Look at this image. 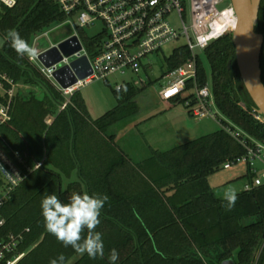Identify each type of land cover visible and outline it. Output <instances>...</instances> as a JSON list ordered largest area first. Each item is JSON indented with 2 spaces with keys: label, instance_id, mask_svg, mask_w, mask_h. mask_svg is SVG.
Returning a JSON list of instances; mask_svg holds the SVG:
<instances>
[{
  "label": "trees",
  "instance_id": "obj_1",
  "mask_svg": "<svg viewBox=\"0 0 264 264\" xmlns=\"http://www.w3.org/2000/svg\"><path fill=\"white\" fill-rule=\"evenodd\" d=\"M66 19L56 0H19L13 8L0 9V36L5 39L0 49V72L16 82L44 89L42 97L32 90H19L11 121L0 125V145L13 158L18 151L33 167L26 171L20 164L26 176L0 208V217L5 219L0 240L12 234L22 236L7 258L24 253L15 264H51L52 260L59 264L58 257L63 255V264H110L115 249V264H224L228 260L233 264H264V185L236 193L235 206L229 209L226 197H220L209 180L227 160L245 152L224 129L168 150L151 149L144 162L132 165L117 150L109 128L136 113V98L145 86L116 88L118 104L92 121L79 90L58 112L65 96L27 56L17 55L7 33L15 30L31 46L36 36ZM257 31L264 34V0ZM79 34L89 52L102 39L83 35V28ZM204 54L212 79L198 55L197 81L200 86L211 83L222 121L264 140V126L251 113L255 103L240 76L232 32L212 40ZM190 57L188 46L174 49L165 58L166 71L178 68ZM262 69L264 82L263 57ZM192 84L190 80L189 89ZM49 115H56L51 124L46 122ZM89 127L94 129H86ZM38 162L42 165L34 168ZM76 169L79 181L64 188V179L71 178ZM245 177L252 182L251 175ZM5 184L0 173V192ZM84 185L89 195L108 197L95 229L102 234L104 256L95 259L65 247L50 234L41 210L44 196L55 194L67 203L73 192L81 194ZM86 235L87 230L82 237Z\"/></svg>",
  "mask_w": 264,
  "mask_h": 264
},
{
  "label": "built area",
  "instance_id": "obj_2",
  "mask_svg": "<svg viewBox=\"0 0 264 264\" xmlns=\"http://www.w3.org/2000/svg\"><path fill=\"white\" fill-rule=\"evenodd\" d=\"M67 19L61 24L76 22L79 28L94 27L100 24L99 31L91 36H101L102 39L95 44L93 52H89L84 46L80 34H76L82 45V49L52 66L44 65L39 54L34 59L28 60L49 80L54 79L53 73L59 67L70 64L73 59L86 55L89 59L92 73L85 79H79L74 85L63 88L58 83L59 90L66 100L61 108L65 109L70 102V97L75 91L80 90L85 84L94 79H107L111 75L120 74L129 77V81H123L117 89L125 84H133L138 87L149 85L153 81L154 55L163 51V46L181 36L186 38V46L191 50V57L186 63L172 71H166L164 85L159 94L163 100L177 101L183 92L189 90L188 83L192 86L189 98L184 102L190 114L197 119L206 117L218 119L222 129L235 138L245 149L239 156L227 160L222 168L232 169L244 166L246 174L252 176V182L245 186L246 190L264 185V140L245 132L231 122L225 123L220 118L215 94L211 83L200 86L197 81V57L196 48L205 49L209 43L223 36L233 29H226L222 34L218 33L217 20L229 8L234 14L232 4L220 10L218 5L224 0H192V20L188 25L184 20V0H56ZM19 0H0V9L13 8ZM178 14L181 18L182 29H178L171 23L170 16ZM53 29V28H52ZM50 29V30H52ZM50 30L36 36V41ZM54 45V44H52ZM34 47V44L31 45ZM1 49V46H0ZM166 58V56H165ZM166 67V66H165ZM55 80V79H54ZM26 84L16 82L8 74L0 72V125L8 123L12 119V104L17 92L24 89ZM247 109L244 102H240ZM252 115L264 126V115L255 109ZM15 157H11L0 145V173L5 179V186L0 192V208L11 197L13 190L24 180L26 171H32L33 167L27 165L23 156L16 151ZM20 164H24L26 171ZM42 162L36 163L38 168ZM5 224V219L0 217V228ZM21 235H10L8 239L0 240V264H15L24 253L15 258H7L19 241Z\"/></svg>",
  "mask_w": 264,
  "mask_h": 264
},
{
  "label": "rangeland",
  "instance_id": "obj_3",
  "mask_svg": "<svg viewBox=\"0 0 264 264\" xmlns=\"http://www.w3.org/2000/svg\"><path fill=\"white\" fill-rule=\"evenodd\" d=\"M229 4H231V0H224L218 5V8L220 10L225 9ZM183 6L185 8L184 20L188 25H191L192 0H184ZM170 19L171 23L178 31H181L182 22L180 16L174 13L170 16ZM100 27V24L94 27L87 26L83 28V35L93 36L99 31ZM74 34H79V27L76 22L72 24L60 23L53 27L46 35H42L36 41H33L31 45L34 44V47L41 50L42 48L55 44ZM4 43L5 39L0 36L1 48L4 46ZM83 43L87 48L84 40ZM185 44L186 38L181 36L179 39L166 43L163 46V51L154 55L153 82L147 85L142 91L144 95H148L149 102L148 105L145 106L148 108L147 112L154 111V115L142 123H136V121L133 120L135 119L133 116L132 118L125 119L122 123L121 120L113 126L117 129L116 133L118 140L121 141V144L128 152H139V146H131L129 144V142L135 141L137 137L143 142L147 140L155 147L169 148L189 140L192 136L209 134L222 128L218 119L210 117L197 119L191 114H188L184 101H178L174 105L169 106L168 102H163L158 98V92L163 87L165 80V56L172 55L174 49ZM195 51L204 60L211 81L212 69L205 58L204 49L196 48ZM35 65L39 66V63H35ZM124 80L128 82L129 77L114 74L107 79H94L80 88L79 91L85 99L92 117L97 118L101 116L117 104L118 101L115 89L118 85L122 84ZM50 81L55 86H58L54 79ZM26 89V91L32 90L37 96L42 95V89L40 87L31 86ZM190 94L191 89L183 92L181 98L188 97ZM139 115L143 114L140 113ZM244 173V166L234 167L232 169L221 168L214 172L209 180L211 185L215 188L216 193L221 197H226V193L229 189H235L236 193L245 189L247 179L243 176ZM262 248L258 251L257 255L261 253Z\"/></svg>",
  "mask_w": 264,
  "mask_h": 264
},
{
  "label": "water",
  "instance_id": "obj_4",
  "mask_svg": "<svg viewBox=\"0 0 264 264\" xmlns=\"http://www.w3.org/2000/svg\"><path fill=\"white\" fill-rule=\"evenodd\" d=\"M262 0H231L237 15V24L232 31L236 48V61L244 85L255 103V110L264 115V82L262 79V52L264 34L257 31ZM36 48V47H35ZM40 61L46 66L59 63L64 56H71L82 49L79 37L74 34L39 50ZM232 60L229 61V67ZM92 73L86 55L73 59L53 73L55 81L63 88L74 85ZM224 264H233L225 261Z\"/></svg>",
  "mask_w": 264,
  "mask_h": 264
},
{
  "label": "clouds",
  "instance_id": "obj_5",
  "mask_svg": "<svg viewBox=\"0 0 264 264\" xmlns=\"http://www.w3.org/2000/svg\"><path fill=\"white\" fill-rule=\"evenodd\" d=\"M7 37L18 56L34 59L38 55L37 49L30 46L15 30H10ZM226 199L228 208H233L238 199L235 189L228 190ZM107 200V195L73 192L68 202L64 203L55 194L46 195L41 200L46 230L65 247L71 246L81 255L86 253L93 259L97 256L103 257L102 234L95 229L101 222L99 217ZM85 230H87V235L82 237ZM117 259L118 253L113 249L109 257L110 264H115ZM58 260L59 264H63L64 256H59ZM51 264H58V262L52 260Z\"/></svg>",
  "mask_w": 264,
  "mask_h": 264
},
{
  "label": "crops",
  "instance_id": "obj_6",
  "mask_svg": "<svg viewBox=\"0 0 264 264\" xmlns=\"http://www.w3.org/2000/svg\"><path fill=\"white\" fill-rule=\"evenodd\" d=\"M28 87H31V86H29V85H26V87L24 88V89H21L20 91H22V92H28V91H26L27 89L26 88H28ZM36 87H38V86H36ZM57 88H58V86H56ZM145 87H147V86H145ZM42 90H41V93H42V95L41 96H39V97H42L43 96V93H44V89L42 88V87H40ZM59 89V88H58ZM160 91V90H159ZM83 97V96H82ZM117 97V96H116ZM158 98L161 100V101H163V102H168V105L169 106H172V105H174L176 102H178V101H173V100H163L161 97H160V94H159V92H158ZM70 99H71V97H70ZM84 99V98H83ZM117 101H118V98H117ZM84 102H85V104H86V108H87V117L92 121V120H95V119H97V118H99V117H97V118H94V117H92V115H91V112H90V109H89V107H88V105H87V103H86V101H85V99H84ZM136 102H137V106H138V109H137V111H136V113H134L133 115H131L130 117H128V118H132L133 116H134V118L135 119H133L134 121H136V123H142V122H144L146 119H148V118H150V117H152L153 115H154V111H152V112H147L148 111V108L147 107H145V106H147L148 105V95H144L143 93H141L140 95H138V97L136 98ZM143 103V104H142ZM117 104H118V102H117ZM116 104V105H117ZM142 104V105H141ZM115 105V106H116ZM61 106H62V104L60 105V107H59V109H58V112H60L61 110H63L62 108H61ZM114 106V107H115ZM142 107H144V108H142ZM187 112H188V114H190V112H189V110L187 109ZM106 113V112H105ZM140 113H142L143 115H139ZM103 115V114H102ZM101 115V116H102ZM55 117H56V115H49L48 117H47V119H46V122L48 123V124H51L53 121H54V119H55ZM128 118H126V119H128ZM125 120V119H124ZM124 120H122L121 121V123L124 121ZM114 126V125H113ZM113 126H111L109 129H110V132L111 133H113L114 135H115V142H116V146H117V150L120 152V153H122V154H124V155H126V157L128 158V160L132 163V165H135V164H139L140 162H144V160L145 159H147L149 156H150V153H151V149H159V150H168V149H171V148H173V147H169V148H158V147H155V146H153L150 142H148L147 140H145L144 142L143 141H141L138 137L136 138V140L135 141H132V142H129V144L132 146V145H137V146H139V148H140V150H139V152H132V153H130V152H128L126 149H125V147H123V145L121 144V141H119L118 140V136H117V133H116V130L117 129H115ZM86 129H94V128H86ZM89 132L90 131H87V133H86V139H88L89 137H88V134H89ZM195 137H198V136H192L189 140H191V139H193V138H195ZM179 145V144H178ZM175 147V146H174ZM114 156L116 157L117 155H116V153H114ZM246 175V170H245V173H244V175L243 176H245ZM79 181V169H76L75 170V172L73 173V175H72V177L71 178H65L64 179V182H63V185H64V188H66L67 187V185L71 182V181ZM248 183V182H247ZM246 183V184H247ZM246 184H245V186H246ZM212 186V185H211ZM213 187V186H212ZM214 188V187H213ZM214 190H215V188H214ZM216 191V190H215ZM83 193H87V194H89L88 193V190H87V187H86V185H84L83 186V191L81 192V194H83ZM221 197V196H220ZM225 198V197H224Z\"/></svg>",
  "mask_w": 264,
  "mask_h": 264
},
{
  "label": "bare ground",
  "instance_id": "obj_7",
  "mask_svg": "<svg viewBox=\"0 0 264 264\" xmlns=\"http://www.w3.org/2000/svg\"><path fill=\"white\" fill-rule=\"evenodd\" d=\"M237 24V15L234 14L231 8L227 9L217 20V32L222 34L226 29H233Z\"/></svg>",
  "mask_w": 264,
  "mask_h": 264
},
{
  "label": "flooded vegetation",
  "instance_id": "obj_8",
  "mask_svg": "<svg viewBox=\"0 0 264 264\" xmlns=\"http://www.w3.org/2000/svg\"><path fill=\"white\" fill-rule=\"evenodd\" d=\"M262 57L264 58V47H263Z\"/></svg>",
  "mask_w": 264,
  "mask_h": 264
}]
</instances>
